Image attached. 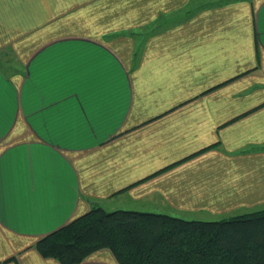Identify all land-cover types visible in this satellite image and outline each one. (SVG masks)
I'll list each match as a JSON object with an SVG mask.
<instances>
[{
  "label": "crops",
  "instance_id": "crops-1",
  "mask_svg": "<svg viewBox=\"0 0 264 264\" xmlns=\"http://www.w3.org/2000/svg\"><path fill=\"white\" fill-rule=\"evenodd\" d=\"M98 206L264 208V0H0V264Z\"/></svg>",
  "mask_w": 264,
  "mask_h": 264
},
{
  "label": "trees",
  "instance_id": "trees-1",
  "mask_svg": "<svg viewBox=\"0 0 264 264\" xmlns=\"http://www.w3.org/2000/svg\"><path fill=\"white\" fill-rule=\"evenodd\" d=\"M35 247L62 264L81 263L101 249L118 264H264V208L204 220L98 206Z\"/></svg>",
  "mask_w": 264,
  "mask_h": 264
},
{
  "label": "rangeland",
  "instance_id": "rangeland-1",
  "mask_svg": "<svg viewBox=\"0 0 264 264\" xmlns=\"http://www.w3.org/2000/svg\"><path fill=\"white\" fill-rule=\"evenodd\" d=\"M201 219H204V218H201Z\"/></svg>",
  "mask_w": 264,
  "mask_h": 264
}]
</instances>
